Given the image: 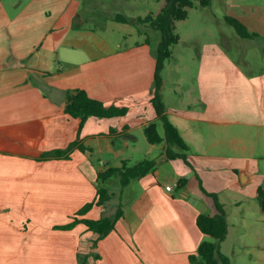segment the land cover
I'll list each match as a JSON object with an SVG mask.
<instances>
[{"label": "crops", "instance_id": "1", "mask_svg": "<svg viewBox=\"0 0 264 264\" xmlns=\"http://www.w3.org/2000/svg\"><path fill=\"white\" fill-rule=\"evenodd\" d=\"M99 2L0 0V264H80L78 252L90 254L88 264H192L208 237L198 216L219 213L212 194L229 224L221 250L239 264L227 243L249 212L260 214L264 241V64L246 69L218 46L211 58L204 53L201 104H166L190 145V163L169 159L166 143H151L144 131L158 118L153 47L148 38L123 47L90 25L114 20ZM244 23L253 33L245 38L264 52V23ZM78 88L128 111L90 116L81 127L65 112L68 92ZM77 138L86 151L38 158ZM140 151L157 161L155 171L110 189L118 197L110 211L94 205L85 214L99 219L122 202L113 231L94 246L98 233L85 223L56 227L97 198L99 171L139 162ZM262 252L264 261V244Z\"/></svg>", "mask_w": 264, "mask_h": 264}, {"label": "rangeland", "instance_id": "2", "mask_svg": "<svg viewBox=\"0 0 264 264\" xmlns=\"http://www.w3.org/2000/svg\"><path fill=\"white\" fill-rule=\"evenodd\" d=\"M99 1L96 6H103L111 15L124 14L132 19L144 17L152 12L158 13L162 4L165 3V0ZM229 16L238 17L243 22L264 23V0H211L209 5H202L198 0L193 7L189 8L187 18L176 21L175 31L180 35V40L172 46V56L166 60L163 70L162 95L166 104H201L199 77L204 67L202 58L204 53V59L211 58L217 50L216 46L224 49L246 69L263 66L264 52L248 38L240 35L228 22ZM89 24L97 27L100 33L114 41L119 40L123 47L148 38L156 53L159 41L162 39L160 30L134 21L122 22L114 18V20H96L95 23L89 22ZM159 129L161 134H165L162 123ZM137 136L144 138L145 134L139 131ZM142 151L136 159L144 158L141 155ZM107 185L112 192L117 191L118 187H121L120 179L114 176ZM130 193L133 194V191L127 189L125 195ZM114 199L117 200L118 197L111 199V203L107 205V211H110L114 205ZM261 214H264V211ZM259 215L258 212L255 214L254 211L249 212L247 223L239 224L238 222L236 228H232L227 247L239 264H264L261 259L264 241L257 233L263 228L261 223L263 221L258 219Z\"/></svg>", "mask_w": 264, "mask_h": 264}, {"label": "trees", "instance_id": "3", "mask_svg": "<svg viewBox=\"0 0 264 264\" xmlns=\"http://www.w3.org/2000/svg\"><path fill=\"white\" fill-rule=\"evenodd\" d=\"M198 0H165V5L158 13H150L146 16L130 18L124 14H117L115 20L122 22L143 23L150 25L154 29L162 32V40L158 46L156 54V70L153 84L152 102L157 111V120L152 121L145 126L144 131L151 143H166L165 153L169 159L183 158L187 163L190 145L181 134L177 125H175L168 117L167 106L162 95L164 85L163 70L166 60L172 56V46L179 42L180 35L176 30V21L188 17L189 8L195 5ZM202 5H209L211 0H199ZM227 20L232 24L243 37L253 36L246 24L238 17L229 16ZM127 107L116 105L107 106L104 101L92 97L85 89H73L68 92L65 105V112L81 118L80 126L83 127L85 121L90 116L112 117L126 114ZM163 124L165 134L159 131V125ZM112 131H114L112 129ZM86 151L87 148L79 138L70 143L66 148H57L43 152L39 159L70 157L71 151L75 148ZM157 168V161L153 158H145L136 163H130L125 160L121 167H110L99 171L97 178V198L87 202L79 210L75 212L71 221L65 224L56 225L57 228L71 229L78 223L82 222L88 226V229L98 233V237L94 240L96 246L100 239L107 236L116 228L117 221L124 215L123 203L120 202L113 214H104L99 219L85 217V214L94 205L107 206L112 199V192L107 186V180L113 176H120L122 187L129 185L133 180L139 179L148 173L154 172ZM186 178H181L180 183H184ZM216 201L219 213L216 215H208L201 213L197 218L200 229L208 235L200 243L196 253L190 255L192 264H233L230 257L222 252L221 242L225 240L229 230L227 213L220 202L217 194H212ZM82 216V217H79ZM89 253L78 252L80 264H88ZM99 257L98 254H94Z\"/></svg>", "mask_w": 264, "mask_h": 264}, {"label": "built area", "instance_id": "4", "mask_svg": "<svg viewBox=\"0 0 264 264\" xmlns=\"http://www.w3.org/2000/svg\"><path fill=\"white\" fill-rule=\"evenodd\" d=\"M168 189H172V186H167Z\"/></svg>", "mask_w": 264, "mask_h": 264}]
</instances>
